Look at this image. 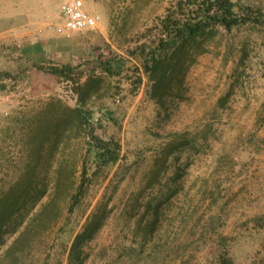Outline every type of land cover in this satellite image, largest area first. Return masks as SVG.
<instances>
[{
    "label": "rangeland",
    "instance_id": "374dc122",
    "mask_svg": "<svg viewBox=\"0 0 264 264\" xmlns=\"http://www.w3.org/2000/svg\"><path fill=\"white\" fill-rule=\"evenodd\" d=\"M232 1L264 12V0ZM172 2L84 0L98 25L67 37L49 0H0V264H67L99 206L83 264H264V23L198 40L158 101L127 52ZM113 55L130 71L98 69ZM63 64L89 80L94 134L119 145L117 163L98 168L63 110L71 83L36 69Z\"/></svg>",
    "mask_w": 264,
    "mask_h": 264
},
{
    "label": "trees",
    "instance_id": "16d2710c",
    "mask_svg": "<svg viewBox=\"0 0 264 264\" xmlns=\"http://www.w3.org/2000/svg\"><path fill=\"white\" fill-rule=\"evenodd\" d=\"M264 23V12L260 8L241 5L232 0H174L167 8L165 15L158 19L154 33L142 42H138L127 54L136 58L150 82V97L160 101L168 92L173 80L175 68L182 65V56L187 57L193 50L198 40L214 38L220 31L229 33L234 28L242 26H256ZM129 60L113 55L106 57L98 63V69L110 76H115L123 71L129 72ZM36 69L54 76L58 80L71 83V88L76 95L74 107H64V112L75 121L83 132L94 151V162L98 168L113 165L119 160V145L113 138L102 139L94 134L93 112L85 107L89 96L87 86L89 80L81 84V71L79 66L63 64L60 67L37 65ZM137 72L138 67L135 65ZM140 80L136 81V86ZM170 144V145H169ZM167 146H172L168 143ZM61 171L56 169L59 182ZM87 174L85 164L81 165L80 180L77 191L70 197L71 202L68 213L80 203L82 188ZM56 181V182H57ZM58 184V183H57ZM105 207H97L89 216L83 230L77 233L70 245L67 264H83L84 245L100 229L106 216ZM32 226L29 223L24 230L14 239L11 247L19 243ZM222 264H232L230 258L221 260Z\"/></svg>",
    "mask_w": 264,
    "mask_h": 264
},
{
    "label": "built area",
    "instance_id": "2783aa9c",
    "mask_svg": "<svg viewBox=\"0 0 264 264\" xmlns=\"http://www.w3.org/2000/svg\"><path fill=\"white\" fill-rule=\"evenodd\" d=\"M57 9V33L69 36L72 33L93 30L97 27L99 17L89 12L84 0H49Z\"/></svg>",
    "mask_w": 264,
    "mask_h": 264
}]
</instances>
